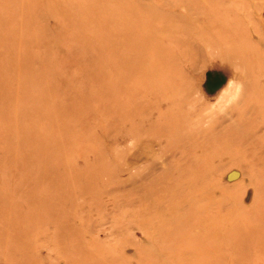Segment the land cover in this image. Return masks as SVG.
<instances>
[{
    "label": "rangeland",
    "instance_id": "rangeland-1",
    "mask_svg": "<svg viewBox=\"0 0 264 264\" xmlns=\"http://www.w3.org/2000/svg\"><path fill=\"white\" fill-rule=\"evenodd\" d=\"M0 264H264V0H0Z\"/></svg>",
    "mask_w": 264,
    "mask_h": 264
},
{
    "label": "bare ground",
    "instance_id": "bare-ground-1",
    "mask_svg": "<svg viewBox=\"0 0 264 264\" xmlns=\"http://www.w3.org/2000/svg\"><path fill=\"white\" fill-rule=\"evenodd\" d=\"M121 19V18H120ZM99 21L101 20V19H98ZM96 22H98V21H96ZM99 23V22H98Z\"/></svg>",
    "mask_w": 264,
    "mask_h": 264
}]
</instances>
